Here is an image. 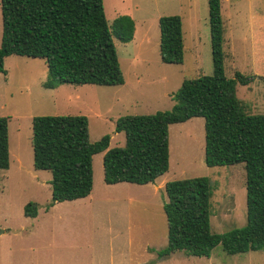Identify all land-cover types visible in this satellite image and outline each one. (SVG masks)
Wrapping results in <instances>:
<instances>
[{
    "label": "rangeland",
    "instance_id": "obj_1",
    "mask_svg": "<svg viewBox=\"0 0 264 264\" xmlns=\"http://www.w3.org/2000/svg\"><path fill=\"white\" fill-rule=\"evenodd\" d=\"M223 67L249 78L236 83L248 114L264 113V0H220ZM109 27L117 16L134 21L133 37L113 41L123 83L60 84L46 88L42 58L12 54L0 73V116L8 117L9 166L0 169V264H264V250L228 254L220 244L209 256L174 252L167 247L163 210L165 183L206 176L210 186V229L223 233L246 223L245 163L209 165L202 117L169 125V168L154 182L107 184L103 154L93 155V187L86 197L52 202L48 170L33 167L32 118L84 115L90 140L108 134V148L125 144L117 118L170 110L185 78L213 73L207 0H103ZM178 15L183 32V61L160 59L161 16ZM2 33L0 9V42ZM163 184V185H162ZM37 204L36 217L23 213Z\"/></svg>",
    "mask_w": 264,
    "mask_h": 264
},
{
    "label": "trees",
    "instance_id": "obj_2",
    "mask_svg": "<svg viewBox=\"0 0 264 264\" xmlns=\"http://www.w3.org/2000/svg\"><path fill=\"white\" fill-rule=\"evenodd\" d=\"M213 73L185 78L174 92L170 110L124 115L115 131H124L125 144L108 148L110 136L90 140L84 115H38L32 118L33 167L51 173V206L57 201L86 197L93 187V155L103 154L107 184L154 182L169 168V125L192 117L204 119L206 162L246 168V223L223 233L210 229V186L206 176L167 181L163 210L167 247L158 255L183 252L209 256L220 244L228 254L264 250V113L248 114L236 95V83L248 84L240 72L226 77L223 67L221 1L207 0ZM2 33L0 73L4 58L17 54L42 58L47 66L43 85H119L123 74L113 37L128 42L134 21L117 16L110 28L103 0H0ZM160 59L183 61V32L178 15L158 20ZM9 166L8 117L0 116V169ZM23 213L36 217L37 204Z\"/></svg>",
    "mask_w": 264,
    "mask_h": 264
},
{
    "label": "crops",
    "instance_id": "obj_3",
    "mask_svg": "<svg viewBox=\"0 0 264 264\" xmlns=\"http://www.w3.org/2000/svg\"><path fill=\"white\" fill-rule=\"evenodd\" d=\"M163 185V184H162Z\"/></svg>",
    "mask_w": 264,
    "mask_h": 264
}]
</instances>
